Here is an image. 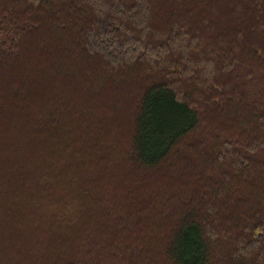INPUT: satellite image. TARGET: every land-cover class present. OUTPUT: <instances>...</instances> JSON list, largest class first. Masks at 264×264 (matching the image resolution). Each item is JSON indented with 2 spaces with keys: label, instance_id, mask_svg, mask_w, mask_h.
<instances>
[{
  "label": "trees",
  "instance_id": "16d2710c",
  "mask_svg": "<svg viewBox=\"0 0 264 264\" xmlns=\"http://www.w3.org/2000/svg\"><path fill=\"white\" fill-rule=\"evenodd\" d=\"M0 264H264V0H0Z\"/></svg>",
  "mask_w": 264,
  "mask_h": 264
}]
</instances>
